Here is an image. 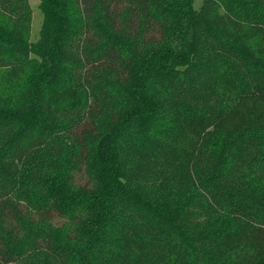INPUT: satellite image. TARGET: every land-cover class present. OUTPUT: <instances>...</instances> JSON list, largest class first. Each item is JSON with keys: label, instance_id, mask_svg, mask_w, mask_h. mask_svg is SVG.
<instances>
[{"label": "trees", "instance_id": "16d2710c", "mask_svg": "<svg viewBox=\"0 0 264 264\" xmlns=\"http://www.w3.org/2000/svg\"><path fill=\"white\" fill-rule=\"evenodd\" d=\"M0 0V264H264V0Z\"/></svg>", "mask_w": 264, "mask_h": 264}, {"label": "rangeland", "instance_id": "374dc122", "mask_svg": "<svg viewBox=\"0 0 264 264\" xmlns=\"http://www.w3.org/2000/svg\"><path fill=\"white\" fill-rule=\"evenodd\" d=\"M40 0H30L32 8V29L31 39L36 40L39 37V33L42 26L43 15L39 7Z\"/></svg>", "mask_w": 264, "mask_h": 264}]
</instances>
